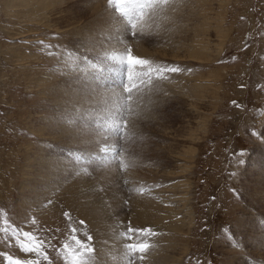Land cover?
Segmentation results:
<instances>
[{"label": "rangeland", "instance_id": "obj_1", "mask_svg": "<svg viewBox=\"0 0 264 264\" xmlns=\"http://www.w3.org/2000/svg\"><path fill=\"white\" fill-rule=\"evenodd\" d=\"M4 1L0 0L3 218L23 230H42L60 247L70 227L67 212L81 235H92L102 264H125L119 233L129 221L133 228L155 233L144 259L136 264H264V251L251 244L258 243L259 234L264 236V140L251 135L257 131L264 136V0H173L135 38L124 30L123 18L108 0H57L35 22L25 21L24 5ZM98 4L111 14L93 39L80 30L96 17ZM141 47L149 51L142 52ZM128 49L133 56L148 59L152 67L179 66L181 71L142 86L143 92L118 114L127 122L119 142L126 165L122 170L111 156L117 144L112 128L118 120L115 94L120 83L100 68L111 66L105 56H126ZM21 54L29 66L22 64ZM68 73L74 81L60 79ZM44 75L55 79L38 86ZM84 80L94 85L83 84L92 94L96 87L104 89L96 105L87 103L80 110L84 114L97 107L95 122L83 120L80 112L62 113L56 119L52 111L60 103L65 106L62 89L69 82L80 87ZM53 84L56 87L49 88ZM46 115L54 121L46 125L45 136L59 131L60 138L56 134L55 139H41L38 129ZM64 124L68 130L63 133ZM72 133L84 136L69 138ZM241 150L246 155H239ZM42 153L52 156V162L61 158L68 169L59 184L52 180L47 189L29 179H36L35 158ZM101 185L117 193L119 200L106 198ZM34 190L38 192L31 197ZM94 191L102 192L106 213L92 211L87 197ZM181 193L191 198L185 207ZM140 199L147 204L143 214L136 210ZM169 207H175L174 214ZM80 220L85 226L78 224ZM0 253L28 258L2 234Z\"/></svg>", "mask_w": 264, "mask_h": 264}, {"label": "snow or ice", "instance_id": "obj_2", "mask_svg": "<svg viewBox=\"0 0 264 264\" xmlns=\"http://www.w3.org/2000/svg\"><path fill=\"white\" fill-rule=\"evenodd\" d=\"M173 0H108L109 7L113 8L119 17L125 22L124 30L135 38L138 33H143L149 21H154L156 17L165 12L166 8L171 7ZM104 60L111 61V66L100 68V71L108 72L114 76L120 83V92L116 93V100L119 104L117 108L118 120L113 125L117 144L112 148L111 156L114 162L123 170L126 165L120 159L121 149L119 142L125 136L127 122L119 117V113L124 112L132 101L133 96L143 92L145 85H152L154 79H168L170 73H179V66H158L152 67L148 59L139 58L131 54L105 56ZM122 77V79H121ZM122 102V103H121ZM257 139L264 140L260 132L251 133ZM105 153L108 149H103ZM239 155L246 153L241 150ZM245 163L244 160L240 161ZM69 221L70 227L67 238L60 247L53 244L54 237L42 235V230L27 231L19 226L12 224L8 219L3 218L4 213L0 211V234L10 240H14L17 248L28 258L21 259L7 253H0L4 258V264H55L56 261H62V264H102L98 257L97 249L93 244V237L88 232H83L81 228L72 225V217L69 213H64ZM35 224V220H32ZM27 224V221H25ZM80 226H85V221H78ZM57 231H59L57 229ZM155 235L151 228H133L131 221L124 228L119 236L122 238L123 256L125 264H136L137 260H143L144 254L150 248L149 240ZM83 236V238H82ZM49 251L54 252V256L49 255Z\"/></svg>", "mask_w": 264, "mask_h": 264}, {"label": "bare ground", "instance_id": "obj_3", "mask_svg": "<svg viewBox=\"0 0 264 264\" xmlns=\"http://www.w3.org/2000/svg\"><path fill=\"white\" fill-rule=\"evenodd\" d=\"M8 0H5L4 1V3L5 2H7ZM104 1V3H105V1L106 0H103ZM17 2H19L21 5H24V7H25V9L26 10H24L23 12H25V15H24V17L26 18L25 19V21H31V22H35V21H38V20H42V18H44L45 17V15H46V13H49V9H50V7L52 6V4L54 3V5H56V2H57V0H13V3H14V5H16V3ZM176 5V4H175ZM99 7V4L98 5H96V8H98ZM112 11V10H111ZM170 11V10H169ZM111 14V12L109 11V9L107 10V8L105 7V8H102V9H97V12H96V17H94V19L93 20H91V21H89V22H87V23H85L84 25H82L81 26V30H80V33L81 32H83L84 31V33L85 32H88V34L90 35L91 34V37L90 38H93L94 39V35L95 36H97L98 35V33H97V31L99 30V29H103V28H105L106 26H105V23H106V21L108 20V17H109V15ZM171 14V13H170ZM114 15V14H113ZM33 17H35V18H33ZM23 19V18H22ZM24 20V19H23ZM163 20H164V18H163ZM110 21V20H109ZM165 22V21H164ZM112 23V22H111ZM162 23H163V21H162ZM202 24V23H201ZM196 25H197V23H196ZM159 27V26H158ZM206 27H202L201 29L202 30H206V31H208V29H205ZM87 30V31H86ZM203 31H201V33H202ZM203 34H205V33H203ZM80 35H82V34H80ZM86 35V34H85ZM85 35H83L84 37H85ZM109 38V37H108ZM202 38V37H201ZM83 39V38H82ZM85 39H86V37H85ZM203 39V38H202ZM90 40V39H89ZM108 40H110V39H108ZM199 42H201V41H198L196 44H199V45H201V46H204V45H202L203 44V42H201L202 44H200ZM90 44V43H89ZM88 44V45H89ZM137 44V43H136ZM125 46V45H124ZM140 47V46H139ZM138 49V48H137ZM139 49H141V51L142 52H146V51H149V50H147V49H144L143 47H141V48H139ZM201 49H204V48H201ZM156 50V53L158 52V53H161V54H165L164 52H162L161 50H159V49H155ZM20 57H22L21 58V61H22V64L23 65H25V66H29V60H27L26 59V55L25 54H21L20 55ZM26 60V61H25ZM65 69H66V67H65ZM64 69V70H65ZM67 70V69H66ZM70 70V69H69ZM77 72V71H76ZM82 73V72H81ZM68 75L70 76V73H68L67 74V76H66V74H65V78H60V79H62V80H67V81H74V79H73V76H71V77H69L68 78ZM80 75V74H79ZM57 76H59V74H57ZM54 77V76H53ZM80 77H81V75H80ZM79 76H78V78H80ZM55 78H53L52 79V81H50L49 80V78L47 77V75H44V76H42V77H39V79H38V81H37V84H38V86H42L44 83H51V82H53V80H54ZM77 79V78H76ZM92 81V80H91ZM54 82H56L57 84H58V81L57 80H55ZM80 83V82H79ZM89 83V82H88ZM69 84H70V86H68V87H65V88H63L62 89V91H64V97H62V99H65V100H62V102H64L65 103V106H63V105H61V103H60V105L58 106V108L57 109H54L53 111H52V114H53V116L57 119L58 118V116L60 115V114H66V113H70L71 112V115L72 114H74L73 116H76V115H79L80 113H81V115H82V117H83V120H85V119H88V120H90V119H92L93 118V121H94V117H95V112H96V108L95 109H91V110H87L88 112H85L84 114H82V112H80V110H85L86 109V106H87V103H92V102H94L95 103V105H96V102H98L99 100H100V98H102L103 96H104V89H100V88H95L94 90V94H92L91 92H89V91H86V90H88V89H85L84 88V86H83V84H85V80H84V83H80L81 84V86L80 87H78V85H76V84H74V83H70L69 82ZM90 84V83H89ZM66 85H68V84H66ZM86 85V84H85ZM49 86V85H48ZM91 86H94V85H92V84H90V85H86V87L87 88H90ZM54 87H56V85L55 84H53L52 86H49V88H52V89H54ZM115 87V86H114ZM104 88V87H103ZM114 90V89H113ZM118 90V89H117ZM84 91H85V93H84ZM43 92V90H42V88H41V93ZM53 92H54V90H53ZM105 93H108V91L106 92L105 91ZM111 93V92H110ZM66 95H70L69 97L68 96H66ZM95 96L97 97V98H95ZM140 99V98H139ZM57 104V103H56ZM95 105H94V107H95ZM99 105H100V103H99ZM139 105V104H138ZM146 107V106H145ZM143 108L144 107H142V109H141V107H140V110H143ZM147 108V107H146ZM145 108V109H146ZM39 111V110H38ZM102 111V110H101ZM136 111V110H135ZM144 111V113L146 112L145 110H143ZM40 112V111H39ZM73 112V113H72ZM80 112V113H79ZM131 112H133L132 110H131ZM138 112V111H137ZM141 112V111H140ZM97 113V112H96ZM143 113V114H144ZM62 114V116H64ZM132 114V113H131ZM135 115H134V117H136V113H134ZM97 115V114H96ZM142 115V114H141ZM60 117V116H59ZM81 117V118H82ZM133 117V116H132ZM137 117H138V115H137ZM60 119H62L61 121H63V118L61 117ZM134 119V118H133ZM135 119H137V118H135ZM144 119V118H143ZM64 120H67V119H64ZM139 120V119H138ZM53 121H54V118L52 117V116H50V115H46V116H44V118H43V121H42V123L40 124V128L38 129V131H39V135L40 136H42L41 137V139H43L44 137H47V138H50L51 140L54 138L55 139V136H57V137H59V134H57V133H59V131H57V132H55V133H53L52 135H48V136H45V134H46V132H45V128H46V125L48 126V125H50L51 123H53ZM91 121V120H90ZM132 121V120H131ZM95 122V121H94ZM133 122V121H132ZM134 123V122H133ZM141 124V123H140ZM64 126H65V129H63V133L64 132H67V130H68V126L66 125V124H64ZM135 126H137L136 125V123H135ZM141 126V125H140ZM134 128V127H133ZM37 129V128H36ZM136 129H138V128H136ZM57 134V135H56ZM87 135V134H86ZM71 136H84V134H82V133H80V134H78V135H76L75 133H72V134H70V136H69V138L71 137ZM60 138V137H59ZM92 138V137H91ZM58 138H56V140H57ZM72 140H75V138H71ZM83 139V138H82ZM82 139H80V140H77V142H79V141H82ZM87 139V138H86ZM95 139V138H94ZM72 140H70V141H72ZM84 140V139H83ZM88 140V139H87ZM69 141V142H70ZM264 146V145H263ZM41 150V149H40ZM186 152V151H185ZM40 153V152H39ZM187 153V152H186ZM189 153V152H188ZM187 153V154H188ZM185 154V153H184ZM43 155V153L42 154H40L39 156H37L35 159H39V161H38V164L34 167L37 171L35 172V175L37 176L36 177V179H35V177H30L29 179L30 180H32V182L34 183V186H37V183H38V185H39V187H41V186H43V185H46V189L50 186V183H53L52 182V180L56 183V185L57 184H59L64 178H63V176L64 175H66L65 173H62L64 170H66L67 168H66V166H67V164H66V162L64 161V162H62V161H60V159L58 160V159H55V160H57V161H54V162H52V161H50V159H52L51 157H47V156H42ZM48 155V154H47ZM32 159V158H31ZM260 161H262V160H260ZM35 163V162H34ZM68 163V162H67ZM35 165V164H34ZM60 169V171H59V173L58 174H56L54 171L55 170H58V168ZM68 170V169H67ZM66 170V171H67ZM78 171H80V170H78ZM26 178H27V175L25 176ZM25 178V181L27 180ZM35 179V180H34ZM71 179V178H70ZM34 180V181H33ZM82 181H86V184L87 185H91V182L92 181H90V180H82ZM50 182V183H49ZM107 183H108V181H106ZM113 182V181H112ZM111 182V183H112ZM25 183V182H24ZM31 184V183H30ZM110 184V183H109ZM24 185V184H23ZM55 185V184H54ZM26 186V185H25ZM101 186H103V185H101ZM104 187V186H103ZM182 187V186H181ZM105 188V187H104ZM110 188V187H109ZM180 188V187H179ZM83 189V188H82ZM93 189V188H92ZM115 189V188H114ZM118 189V188H117ZM188 189H189V187H188ZM32 190V189H31ZM94 190H97V189H94ZM122 190V189H121ZM98 191V190H97ZM160 191V190H159ZM38 192V190H34V192L32 193L31 192V197H35V194ZM82 192V191H81ZM105 197L106 198H108V199H111L112 200V202H114L115 200H119L118 199V197H117V195L116 194H114V192L113 191H110L109 189H106L105 188ZM103 192V193H104ZM184 192V191H183ZM186 192V191H185ZM40 193V192H39ZM98 192H92V193H90V195L87 197V198H90V201H89V203H90V207H91V209H92V211L95 213V214H98V213H100L101 212V210L103 211V212H105L106 213V210H105V208H106V206H105V200L104 199H102L101 197H100V193H102V192H100V193H98ZM123 193V192H122ZM187 193V192H186ZM185 193V194H186ZM76 194V193H75ZM100 194V195H99ZM120 195V194H119ZM173 194H171L170 195V197L172 196ZM174 196H175V194H174ZM180 196H181V200L183 201V203L185 202V204H183L184 205V207H185V205H187L188 203H189V200L191 199V198H188L187 196H189L188 194H186V195H184L183 193H181L180 194ZM38 197H40V195L38 196ZM120 197V196H119ZM172 198V197H171ZM173 199V198H172ZM178 199V198H177ZM180 199V198H179ZM111 202V203H112ZM135 202V201H134ZM145 201H142L141 199L140 200H138L137 202H136V210H137V212L138 213H141V214H143V213H146V208H147V204L146 203H144ZM153 206V205H152ZM160 206V205H159ZM168 209H170V212L172 213L173 212V214H174V209H175V207L173 208V207H169ZM189 209H190V207H189ZM107 210H108V208H107ZM174 210V211H173ZM178 210V209H177ZM91 211V212H92ZM164 211V210H163ZM167 212H168V210H166ZM165 211V212H166ZM190 211V210H189ZM92 212V213H93ZM103 212H102V214H103ZM109 211H107V213H108ZM169 212V213H170ZM158 213H159V211H158ZM191 213V212H190ZM141 214H139V216H140V218H141ZM91 215V214H90ZM100 215V214H99ZM98 215V216H99ZM106 216V215H105ZM165 216H166V214H165ZM172 216V215H171ZM92 217V216H91ZM94 218V217H93ZM96 218H97V216H96ZM134 218V217H133ZM138 219V221H142V220H144L143 218H141V219ZM95 219V218H94ZM159 219H162L161 217L159 218ZM97 220V219H96ZM161 221V220H160ZM184 221V220H183ZM143 222H145V221H143ZM256 223H258V222H256ZM98 224V223H97ZM161 225V224H160ZM175 228V227H174ZM177 228V227H176ZM175 228V229H176ZM258 228V227H257ZM173 229V228H172ZM261 229V228H260ZM171 233V232H170ZM167 239V238H166ZM258 243H251L252 245H255L254 246V248L255 249H257V250H259V251H264V236L261 234H259L258 235ZM118 247V246H117ZM118 255V254H117ZM164 256V255H163ZM149 258H150V256H149ZM148 258V259H149ZM160 258V257H159ZM167 259V258H166ZM153 260L151 259V261L150 262H152ZM167 261V260H166ZM114 262V261H113ZM157 262V261H156ZM161 262V261H160ZM110 264V263H109ZM152 264H153V262H152ZM156 264V263H155Z\"/></svg>", "mask_w": 264, "mask_h": 264}]
</instances>
